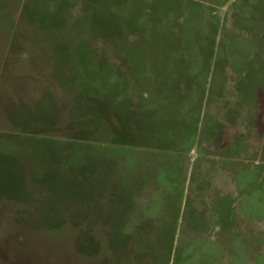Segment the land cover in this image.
<instances>
[{"label":"rangeland","instance_id":"rangeland-1","mask_svg":"<svg viewBox=\"0 0 264 264\" xmlns=\"http://www.w3.org/2000/svg\"><path fill=\"white\" fill-rule=\"evenodd\" d=\"M0 264H264V0H0Z\"/></svg>","mask_w":264,"mask_h":264}]
</instances>
